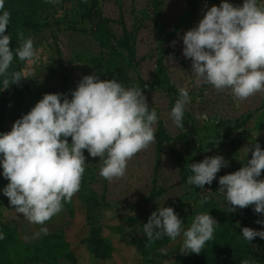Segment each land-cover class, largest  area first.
<instances>
[{
  "label": "rangeland",
  "instance_id": "1",
  "mask_svg": "<svg viewBox=\"0 0 264 264\" xmlns=\"http://www.w3.org/2000/svg\"><path fill=\"white\" fill-rule=\"evenodd\" d=\"M97 1L103 17L113 21L123 19L135 50L136 70L144 82L150 84L154 81L155 63L160 60L176 90L179 92L180 88H187L191 101L186 105L185 112L191 117L195 134L192 140L181 127L172 123V107L165 91L155 87L143 89L149 108H155L157 112L155 131L161 125L168 136V141L162 146L159 169L154 173L156 146L153 143L128 162L123 178L109 182L99 175L100 158H92L84 150L88 165L79 192L83 201H86V208L79 204L81 209L77 213L80 215L81 210L85 214L86 211L87 221L82 220L80 225L84 228L83 235L86 229H98L96 220L102 205L106 204L103 234L113 243V258L102 264H174L185 255L181 252L182 235L176 241L162 238L149 244L143 224L161 207H173L184 222L185 230L197 214L209 213L217 221L227 214L230 205L224 195L218 192L220 185L216 189L205 185L206 190L212 191L209 193L183 182L184 163H197L193 150L200 146L206 156L221 155L229 162V166L218 173L221 176L234 173L246 164L247 159H250V137H264V92L238 102L233 99L230 90L221 93L210 84L197 85L191 75L192 62L183 55L182 36L198 26L204 15L205 4L209 8L212 5L219 6L222 0H198L189 13V0ZM228 2L242 6L244 0ZM15 9L20 11L22 6H15ZM32 11L31 18H51L64 23L79 14L73 0H33ZM85 29V34L61 32L54 27L27 32L26 37L33 38L39 57L31 64L21 62L17 69L23 73L25 79L21 83L28 91L57 90L56 93L67 94L70 99L78 82L84 76L93 74L99 75L102 80L115 78L125 87H139L135 74L123 63L125 52L116 46L122 36L120 26L108 25L110 41L105 49H101L93 39L89 32L90 25H86ZM100 52L104 53V60L91 62ZM173 56L174 62H170L167 58ZM63 78L66 79L65 84L62 83ZM14 89L13 85L7 90L2 86V93L8 97ZM226 122L233 123L236 129H229L223 139ZM11 129V124L7 122L5 130L10 132ZM260 179H264V172ZM4 187L6 185L0 178V221L15 228L18 237L14 236L0 250V264H72L62 241L46 240L38 248L23 242L32 241V234L39 233L41 227H46L48 232L57 231L58 214L44 225H34L10 205L9 199L3 195ZM205 197L208 200L201 205L200 201ZM110 226L126 229L127 239L146 240L142 248L144 261L132 247L114 234ZM80 249L85 253V250L91 251L92 247L85 240L80 244Z\"/></svg>",
  "mask_w": 264,
  "mask_h": 264
},
{
  "label": "clouds",
  "instance_id": "2",
  "mask_svg": "<svg viewBox=\"0 0 264 264\" xmlns=\"http://www.w3.org/2000/svg\"><path fill=\"white\" fill-rule=\"evenodd\" d=\"M10 19L5 0H0V78L5 90L25 79L21 71L9 72L14 57L29 64L39 59L33 38L23 32L17 33L20 43L15 51L10 46L12 37L6 34ZM182 41L183 55L192 62L191 75L197 85L210 84L221 93L230 90L238 102L264 92V0H244L242 6L228 0L210 8L205 4L203 18L184 33ZM167 59L174 62V56ZM190 101L187 88H180L171 110L175 126L184 127ZM157 120L156 109L149 108L143 89L125 87L115 78L84 76L70 99L64 93L44 94L29 113L15 121L10 132L0 133V166L9 181L3 195L27 221L44 225L79 192L88 165L84 150L92 158H100L102 178L109 182L123 178L128 162L155 143ZM249 152L251 159L238 171L219 178L218 192L232 211L254 206L259 215L264 214V179H260L264 149L255 143ZM228 166L221 155L206 156L189 165L192 174L187 183L211 193L205 185H211ZM207 200H201V205ZM256 223L264 225V220ZM183 225L173 207H161L143 224V231L149 244L165 236L176 241L182 235L181 252L200 254L219 222L209 213H200L186 230ZM41 233L47 234L48 229L41 227L37 235ZM242 237L249 242L264 239V230L243 227ZM241 264L252 262L245 259Z\"/></svg>",
  "mask_w": 264,
  "mask_h": 264
},
{
  "label": "trees",
  "instance_id": "3",
  "mask_svg": "<svg viewBox=\"0 0 264 264\" xmlns=\"http://www.w3.org/2000/svg\"><path fill=\"white\" fill-rule=\"evenodd\" d=\"M73 1L79 9V14L75 19L64 23L51 18H31V14L33 13V0H5V9L11 13L10 24L6 34H10L12 37V43L10 46L13 50L15 51V48L18 47L20 43L17 38L18 32H23L26 37V34L29 31L38 32L42 29L54 27L57 31L61 32L69 31L85 34L87 32L85 29L86 25H90L89 32L93 39L98 43L99 47L105 49L110 41L108 25L118 24L121 28L122 36L117 41L116 46L125 52V57H123L125 67L135 74L140 88L145 89L147 87H155L165 91L171 107L173 108L176 99L179 97V92L172 85L164 65L160 60H157L155 63V79L152 83L148 84L144 82L137 73L135 50L131 44L123 19L120 18L118 21H113L103 17L102 12L98 7L97 0ZM197 4L198 0H189L187 3L188 13L193 11ZM15 6H22V9L18 11L15 9ZM102 60H104V53L100 52L99 56L91 62H102ZM20 64L21 61L14 57L9 72L17 71ZM65 80V78L62 79L63 84H65ZM2 86V78H0V133L7 132L5 130V124L7 122L13 126L16 120L29 113L36 103L43 98L44 94H55L57 91L42 90L39 92H31L26 89L23 83H20L19 85L13 84L15 88L13 93L8 97H5L2 93ZM183 124L184 127H181L183 132L193 140L195 134L194 126L190 115L186 112H184ZM225 126L223 139L228 135L227 131H229V129H236L235 125L231 122H226ZM155 136L156 163L154 166V173H157L160 164L162 146L163 143L168 141V136L161 125H159L155 131ZM193 153L194 159L197 163L202 162L206 157L200 146L194 149ZM0 160H2V156H0ZM184 166L182 181L187 183V179L192 173L188 164L184 163ZM2 172L3 169L2 166H0V178L7 186L9 181L3 177ZM220 177L221 175L217 173L216 180L210 185L213 189H216L219 184L218 181ZM84 179L85 174L83 175L82 182ZM79 204L86 208V201L85 199L83 201L80 192L72 198L70 203H64L63 210L58 214L59 229L57 231L48 232L47 234L41 233L40 235H37L35 232L31 236L32 241H22L26 242L27 245L33 248H38V246L46 240L62 241L67 247V255L72 264H86L87 262L88 264H94L95 262L102 264L110 261L113 258V243L109 237L103 234V212L108 205L103 204L101 207V213L96 220L99 228L91 230L86 229L87 231L85 235H83L84 228H81L80 222L82 220L87 221V214L86 211L85 214H83L81 210L80 215L77 213V211L81 209ZM84 208H82V210ZM253 208L254 206H249L246 209L237 208L235 211H232L230 208L227 214L222 215L218 220L219 225L215 227L213 239L206 242L201 253H187L180 259L176 260L174 264H241V261L245 259L250 260L252 264H264V239L256 237L252 242H249L242 237L243 227H250L257 231L264 230V225L256 223L257 220L261 219L254 212ZM24 222H26L25 224H29L27 221ZM110 229L117 237L132 247L138 254L139 258L144 261L142 248L146 244V240H137L135 238L127 239V231L123 227L116 228L110 226ZM0 233L4 235V238L0 239V250H2L6 244L10 243L14 236L18 237L16 229L2 221H0ZM163 238H165V241L170 239L166 236ZM85 240H88L92 249L91 251L85 250L84 253L80 249V244Z\"/></svg>",
  "mask_w": 264,
  "mask_h": 264
},
{
  "label": "crops",
  "instance_id": "4",
  "mask_svg": "<svg viewBox=\"0 0 264 264\" xmlns=\"http://www.w3.org/2000/svg\"><path fill=\"white\" fill-rule=\"evenodd\" d=\"M254 127H256V124L254 125ZM250 146L254 145L255 143H259L261 148L264 149V137H250ZM251 152H249V157L251 159ZM258 215V214H257ZM260 217L261 220H264V214H259L258 215Z\"/></svg>",
  "mask_w": 264,
  "mask_h": 264
}]
</instances>
